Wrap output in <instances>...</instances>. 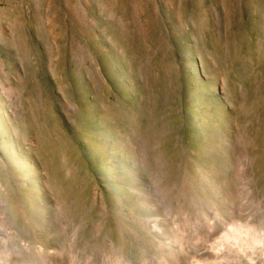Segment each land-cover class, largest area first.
I'll return each instance as SVG.
<instances>
[{"label":"rangeland","instance_id":"1","mask_svg":"<svg viewBox=\"0 0 264 264\" xmlns=\"http://www.w3.org/2000/svg\"><path fill=\"white\" fill-rule=\"evenodd\" d=\"M0 264H264V0H0Z\"/></svg>","mask_w":264,"mask_h":264}]
</instances>
